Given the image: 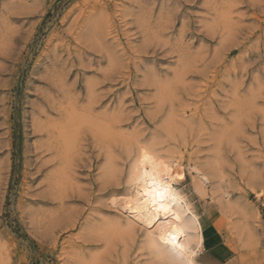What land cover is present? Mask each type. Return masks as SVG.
I'll return each instance as SVG.
<instances>
[{
	"label": "rangeland",
	"instance_id": "rangeland-1",
	"mask_svg": "<svg viewBox=\"0 0 264 264\" xmlns=\"http://www.w3.org/2000/svg\"><path fill=\"white\" fill-rule=\"evenodd\" d=\"M141 146L194 261L264 264V0H0V264H186L112 202Z\"/></svg>",
	"mask_w": 264,
	"mask_h": 264
},
{
	"label": "bare ground",
	"instance_id": "bare-ground-1",
	"mask_svg": "<svg viewBox=\"0 0 264 264\" xmlns=\"http://www.w3.org/2000/svg\"><path fill=\"white\" fill-rule=\"evenodd\" d=\"M179 173V162L163 159L151 147L141 146L129 166L125 193L112 202L118 203V210L124 215L123 221L128 228H133L134 224L143 228L142 246L151 254L169 259L180 258L186 264H198L194 261V255L199 251L201 234L197 235L198 248L190 249L191 239L187 236L190 230L196 231L199 225L185 197L175 186ZM146 175L156 180L157 189L146 187ZM205 176L201 175V180H206ZM153 191L165 194L162 204H153Z\"/></svg>",
	"mask_w": 264,
	"mask_h": 264
},
{
	"label": "snow or ice",
	"instance_id": "snow-or-ice-1",
	"mask_svg": "<svg viewBox=\"0 0 264 264\" xmlns=\"http://www.w3.org/2000/svg\"><path fill=\"white\" fill-rule=\"evenodd\" d=\"M149 181L151 183H149ZM144 183H145L146 187H151L152 189H157V182L153 177L146 175L145 179H144ZM145 195H147V193H145ZM157 196H159V199H157ZM164 199H165V194L163 192H159V193L156 191L152 192L153 204H156V203L162 204ZM173 239H175V238L173 237Z\"/></svg>",
	"mask_w": 264,
	"mask_h": 264
}]
</instances>
